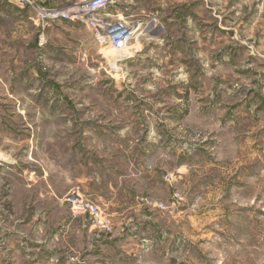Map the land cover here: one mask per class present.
<instances>
[{"label":"rangeland","instance_id":"rangeland-1","mask_svg":"<svg viewBox=\"0 0 264 264\" xmlns=\"http://www.w3.org/2000/svg\"><path fill=\"white\" fill-rule=\"evenodd\" d=\"M0 3V264H264V0H116L121 56Z\"/></svg>","mask_w":264,"mask_h":264},{"label":"built area","instance_id":"built-area-1","mask_svg":"<svg viewBox=\"0 0 264 264\" xmlns=\"http://www.w3.org/2000/svg\"><path fill=\"white\" fill-rule=\"evenodd\" d=\"M16 4L27 5L34 14L38 22L40 31H44L50 24L66 21L72 23H82L91 28L96 33V38L101 44L107 45L113 54L123 55L127 52L136 32L140 29V24L136 29L132 28L128 22L120 20L109 25L105 19L111 8L116 4V0H82L81 3L68 9L42 8L39 7L41 0H6ZM101 32L104 34L101 35ZM41 46L44 40L41 39ZM71 208L79 214H88L91 217L92 225L102 231H112L111 224L102 217V212L98 205L93 204L83 197L80 192H73L67 199Z\"/></svg>","mask_w":264,"mask_h":264},{"label":"crops","instance_id":"crops-1","mask_svg":"<svg viewBox=\"0 0 264 264\" xmlns=\"http://www.w3.org/2000/svg\"><path fill=\"white\" fill-rule=\"evenodd\" d=\"M3 5V4H2ZM1 5V3H0V9H2V6ZM49 8V7H48ZM50 8H53V7H50ZM31 14H33V13H31ZM109 14V13H108ZM107 14V15H108ZM28 24L25 26V27H23V29H28V28H31V29H36V30H39L40 31V28H39V25H38V22L36 21V19H35V17H34V14L33 15H30V13H29V18H28ZM64 22H66V21H62V22H58V23H54V24H50L47 28H46V30H50V29H54V27H57V26H59V25H61L62 23H64ZM68 23H72V22H68ZM72 24H74V23H72ZM18 25H19V23H18ZM19 28L21 27L20 25L18 26ZM45 30V31H46ZM82 194L85 196V197H88V198H90V196L85 192V190H83L82 191ZM91 199V198H90ZM135 238H137V236H135V237H133V236H129V239L133 242V247L134 248H131L132 250H133V252L135 251L136 253H138V252H141V251H143V250H145L146 248L144 247V241H138V240H136ZM118 242H119V240H118ZM125 247V246H124ZM109 248H112V249H117L116 247H115V245L114 244H112V242H111V247H109ZM126 248V247H125ZM127 249V248H126ZM95 252V251H94ZM94 252H91V254H89V256H91V257H93V254H95ZM121 256H123V255H118L117 256V259L118 260H124L125 259V257L124 258H121L120 259V257ZM83 258L84 257H80V258H78L77 256L76 257H70V256H62V257H58V260H56L57 262H59L58 264H62V260H63V262L64 263H67V264H88L87 263V261H83ZM133 258L135 259V258H137V255L136 254H133Z\"/></svg>","mask_w":264,"mask_h":264}]
</instances>
